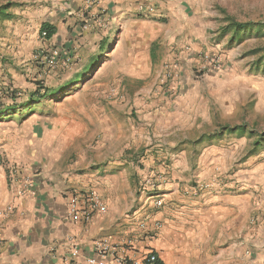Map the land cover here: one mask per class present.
Here are the masks:
<instances>
[{
	"label": "crops",
	"instance_id": "0c3cea01",
	"mask_svg": "<svg viewBox=\"0 0 264 264\" xmlns=\"http://www.w3.org/2000/svg\"><path fill=\"white\" fill-rule=\"evenodd\" d=\"M84 2L0 0V85L27 90L30 84L12 68L18 66L19 71H27L30 75L26 78L31 79L35 73L32 52L42 47H57L70 54L68 50L76 45L77 54L86 61L103 38L98 29L86 32L77 26ZM97 2L108 10L113 25L120 26L117 41L108 51V62L115 64L114 71L125 81L123 89L133 88L125 92L147 96L135 102V113H139L137 118L147 131L159 132L152 133L154 138L139 135L134 144L128 141L120 147L119 156L133 145L135 152L146 140L143 146L150 147L144 150L140 168L125 166L119 160H106L96 170H61L59 161L71 155L72 143L87 140L84 137L87 131L93 133L102 127L106 134L102 142L94 145L97 152L115 143L111 130L115 117L112 104L99 105L98 99L109 86L78 90L89 91L86 99L76 98L79 92H69L55 105V113L31 115L21 129V121L0 120V153L10 167L0 170V264H65L63 259L69 255L68 237L74 239L79 250L73 264H88V258L93 256L92 243L102 238L113 242L138 238L133 246H122L121 252L138 264H143L150 252L156 253L161 264H264V191L257 201L254 172L237 170L231 175L230 170H223L224 157L232 148L217 145L218 137L212 136L210 145L196 148L200 151L198 170H177L176 164H171L175 156H186L191 149L188 143H204L208 139L199 132L200 123L209 119L205 117L208 111L196 101L201 97V84L208 83L214 88L216 82L207 77L194 80L190 67L201 53L219 51L222 43H217L219 33L215 31L221 30L224 37L229 32L226 22L211 24L207 0ZM145 3L155 5V9L143 16L137 7ZM43 25L54 28L50 38L41 37ZM249 30L253 40L257 31L264 33V26L257 28L251 24ZM246 41L249 39L239 45ZM171 63L179 66L176 81L171 91L158 93L155 91L158 78L164 65ZM154 93L161 97L156 98ZM29 105L11 109L16 114L32 109L35 104ZM64 108L67 113L60 112ZM190 133L196 137L185 136ZM177 136H181L178 141L185 145L175 150V141L169 138ZM162 160L168 161V165ZM152 174L166 177L158 193L163 200L160 208H155L153 199L141 189L135 196V181ZM26 176L32 187L24 195H18L16 192ZM211 180L220 184L197 197L188 194L196 183ZM87 190L101 196L106 212L96 214L85 226L67 216L66 199L73 192ZM8 207L12 210L4 215ZM257 212L256 226L251 219ZM154 222L161 225L155 232ZM142 223L146 229L140 228Z\"/></svg>",
	"mask_w": 264,
	"mask_h": 264
},
{
	"label": "rangeland",
	"instance_id": "374dc122",
	"mask_svg": "<svg viewBox=\"0 0 264 264\" xmlns=\"http://www.w3.org/2000/svg\"><path fill=\"white\" fill-rule=\"evenodd\" d=\"M102 8L108 13L106 8ZM206 10L212 25L226 22L225 28H228L227 31H229L223 37L221 30L218 32L215 31V27L212 29L219 33L217 43H222L219 50L223 55L224 65L220 72L200 75L194 72L193 63L190 67L195 76L193 77L194 80L207 77L216 82L214 88L208 83L201 84V97L199 96L196 101L201 105H205V109L208 111V113H205V117L209 118L208 121L204 120L200 123L199 128L200 134L207 136L208 139L204 143H188L187 147L191 149L186 151L185 157H180L178 152L174 151L180 149V146H184L185 143L178 141L181 136L170 137L169 141H175L173 153L178 155L175 156V159H172L171 164L175 163L174 168L177 170H198L200 151L196 148H201L204 144L210 145L211 140L209 138L217 136V142H215L217 145L232 148L231 153L224 157L225 168L223 170H230L229 174L231 175L237 170L254 172L255 178L253 181H256L254 183V196L259 201L264 191V63L258 61L261 56H264V33L263 31L255 33V38L252 40L250 37L252 33H247L246 30L241 35V39L234 38L231 40L233 31L229 27L231 23L254 24L259 28L264 26V0H207ZM113 22L112 20L111 23L106 25V28L100 29L103 39L95 44V52L89 55L86 61H82L81 56L77 54L79 47L73 45L68 50L70 64L67 67L44 71L34 65L35 73L31 75V79L26 78V75H30L27 71H19L18 66L12 68L13 71L22 75L28 85L30 84L27 90L17 89V87L10 84L0 85V107H2L0 109L3 111L0 116L4 115L0 120H6L7 122L9 120L21 121L20 129L23 128L24 121L31 115L55 113L54 109L57 108L55 105L61 102L63 95H68L69 92H79L76 98L86 99L89 91L82 92L78 90L86 87L92 89L96 86H105L106 88L109 86L105 94L98 99L100 100L99 105L108 102H110V105L112 104L115 117L111 130L115 136V143L112 147L97 152L98 149L94 150L93 147L98 142H102V138L106 134H104L102 127L94 129L93 133L87 131L84 136L88 137L87 140L85 142L76 140L71 144V155L69 152V157L62 158L59 161L61 170H96L106 160H119L123 161L125 166L130 165L131 167L137 166L140 168L142 167L141 157L144 156V150L150 147V145L143 146L146 140L135 152V146L133 145L130 150L127 149L121 156H119L120 147L128 141L134 144L139 135L154 138L152 133L158 134L159 132L158 129L147 131L141 125L142 120L139 121L137 118L139 113H135V102H139L140 99L147 96L125 92L132 91L133 88L125 87L123 89L125 81L120 80V77L117 76L118 72L114 71L116 69L115 64L108 62V51L117 41L118 28L120 27L117 24L113 25ZM244 39H249V41L244 42V45H239L243 43ZM256 49L261 51L255 53ZM196 59L199 60V56ZM104 62H106L105 65ZM98 70L99 73L95 75ZM54 73L55 75H53ZM210 81L209 79V83H211ZM118 86L120 87L117 88ZM154 94L156 98L161 97L158 93ZM49 97L51 100L48 101L47 98ZM148 98L151 99V94L148 95ZM23 104L35 105L32 109L29 108L16 114L14 113L15 109H11ZM125 104L126 106L123 107ZM117 107L120 109H117ZM8 112L11 116L7 115ZM60 112L67 113L68 111L64 108ZM138 125H141L142 129L138 128ZM224 127L228 128L222 129ZM185 136L187 138L192 136L194 139L196 134L190 133V135ZM157 138L159 137L157 136ZM77 143H79V147H77ZM165 146L167 147V144ZM171 149L172 146L168 148L169 151ZM80 155L84 158L81 159ZM162 162L164 165H168V161L162 160ZM86 166L87 168H85ZM9 168L6 158L0 153V170H9ZM231 170L233 171L231 172ZM147 176L143 175L139 181H135V196L138 195V190L142 187ZM232 180L233 178L227 179V182ZM258 212L251 219V222L256 226L258 225Z\"/></svg>",
	"mask_w": 264,
	"mask_h": 264
},
{
	"label": "built area",
	"instance_id": "2783aa9c",
	"mask_svg": "<svg viewBox=\"0 0 264 264\" xmlns=\"http://www.w3.org/2000/svg\"><path fill=\"white\" fill-rule=\"evenodd\" d=\"M155 5L151 3L139 4L138 12L145 16L154 11ZM112 18L108 15L105 9L99 6L97 0H85L82 12L79 19H76V24L81 31H96L97 29L106 28V25L111 23ZM46 31L40 33L42 38H46ZM31 61L35 66H38L44 71H53L59 67H67L70 64L69 54L62 53L59 48L42 47L37 49L31 56ZM224 58L221 51L204 52L199 55L194 63V72L200 75L217 73L223 69ZM179 74V66L177 63L165 64L163 72L160 74L156 92L165 93L172 90V83ZM162 175V176H161ZM148 175L144 179V183L140 188L141 191L153 199V206L160 208L163 206V200L158 193L161 185L166 182V177L163 174ZM220 183L216 180L196 183L188 194L192 197L199 196L202 192L215 188ZM32 187L31 179L26 176L23 178L18 190V195H24ZM66 202L67 216L77 222H81L85 226L88 225L96 214H104L106 206L101 199V196L94 190L77 191L69 194ZM12 210L8 207L4 215H7ZM161 225L154 222L153 228L159 230ZM140 228L146 229L144 223L140 224ZM151 232V231H149ZM138 241V238H131L123 242H113L108 238L95 240L92 243L93 256L88 258V264H138L134 258H128L121 254L122 246H133ZM0 240V248H1ZM66 245L69 249V255L65 256L63 263L73 264V261L79 255V250L73 238L68 237ZM143 264H158L156 253L150 252L146 255Z\"/></svg>",
	"mask_w": 264,
	"mask_h": 264
},
{
	"label": "trees",
	"instance_id": "16d2710c",
	"mask_svg": "<svg viewBox=\"0 0 264 264\" xmlns=\"http://www.w3.org/2000/svg\"><path fill=\"white\" fill-rule=\"evenodd\" d=\"M256 26V25H255ZM232 31H233V35L231 36V40H233L234 38H238V39H241L240 37H241V35L243 34V32L244 31H246L247 30V33H250L251 31L249 30V29H251V24H238V23H231L230 24V27H229ZM257 28H258V26H257ZM42 30L43 31H46V37L47 38H50L53 34H54V32H55V30H54V28H52V27H49L48 25H43V27H42ZM242 32V33H241ZM257 33H258V31H257ZM261 50L260 49H256L254 52L255 53H258V52H260ZM258 62H263L264 63V56H261V58L259 59V61ZM45 94V93H44ZM43 94V95H44ZM228 127H224V128H222V129H227ZM158 264H161V262L160 261H158Z\"/></svg>",
	"mask_w": 264,
	"mask_h": 264
}]
</instances>
